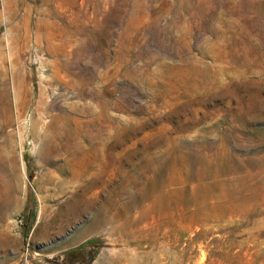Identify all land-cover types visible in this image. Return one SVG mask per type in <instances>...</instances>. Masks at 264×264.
<instances>
[{"label":"rangeland","instance_id":"rangeland-1","mask_svg":"<svg viewBox=\"0 0 264 264\" xmlns=\"http://www.w3.org/2000/svg\"><path fill=\"white\" fill-rule=\"evenodd\" d=\"M0 264H264V0H0Z\"/></svg>","mask_w":264,"mask_h":264},{"label":"trees","instance_id":"trees-1","mask_svg":"<svg viewBox=\"0 0 264 264\" xmlns=\"http://www.w3.org/2000/svg\"><path fill=\"white\" fill-rule=\"evenodd\" d=\"M74 253H78V252H81V250H76V251H73Z\"/></svg>","mask_w":264,"mask_h":264}]
</instances>
